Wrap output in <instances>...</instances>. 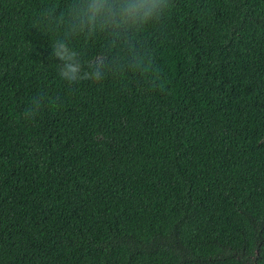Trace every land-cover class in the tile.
I'll return each mask as SVG.
<instances>
[{"label":"trees","instance_id":"1","mask_svg":"<svg viewBox=\"0 0 264 264\" xmlns=\"http://www.w3.org/2000/svg\"><path fill=\"white\" fill-rule=\"evenodd\" d=\"M43 3L0 0V264H264V0H175L163 92L62 81Z\"/></svg>","mask_w":264,"mask_h":264},{"label":"clouds","instance_id":"2","mask_svg":"<svg viewBox=\"0 0 264 264\" xmlns=\"http://www.w3.org/2000/svg\"><path fill=\"white\" fill-rule=\"evenodd\" d=\"M175 8V0H44L32 26L52 36L50 60L57 62L59 78L69 86L81 81L102 84L105 79L124 80L130 74L143 78L148 91H165V82L153 57L150 32L162 28ZM102 41L100 51L86 53L74 42ZM63 101L41 90L22 113L34 121L45 107Z\"/></svg>","mask_w":264,"mask_h":264}]
</instances>
